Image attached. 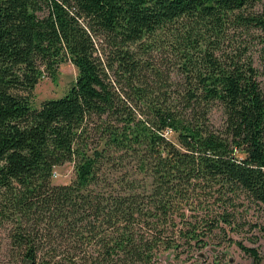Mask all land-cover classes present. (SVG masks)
Instances as JSON below:
<instances>
[{
	"label": "trees",
	"instance_id": "obj_1",
	"mask_svg": "<svg viewBox=\"0 0 264 264\" xmlns=\"http://www.w3.org/2000/svg\"><path fill=\"white\" fill-rule=\"evenodd\" d=\"M236 30L264 35V0H0V231L14 264H158L264 210V63L226 52ZM67 62L76 82L36 107ZM67 163L75 178L53 185Z\"/></svg>",
	"mask_w": 264,
	"mask_h": 264
},
{
	"label": "rangeland",
	"instance_id": "obj_2",
	"mask_svg": "<svg viewBox=\"0 0 264 264\" xmlns=\"http://www.w3.org/2000/svg\"><path fill=\"white\" fill-rule=\"evenodd\" d=\"M233 35V45L228 46L227 53L231 56L243 54L245 60L252 59L253 64L262 70L264 59V35L261 37L259 31L253 30L251 34H245L236 30ZM242 53V54H241ZM78 70L70 63H64L59 67L57 80L49 77L44 78L35 88L33 94V104L39 107L45 100L61 98L66 95L71 86L76 82ZM211 122L215 129H222L225 116L219 107H216L211 114ZM75 178L73 163H67L56 168L53 178V185H67ZM248 206V205H247ZM243 212L242 216H237L240 229L235 232L228 229L223 234L217 232V236L211 244L202 251L183 254L181 258L175 253L168 251L162 253L158 264H255V261L241 251L237 242H241L247 247L258 249L262 257L261 264H264V210L252 204ZM244 224V225H243ZM225 237L227 239H225ZM10 239L8 231H0V264H14L8 256L10 251Z\"/></svg>",
	"mask_w": 264,
	"mask_h": 264
}]
</instances>
